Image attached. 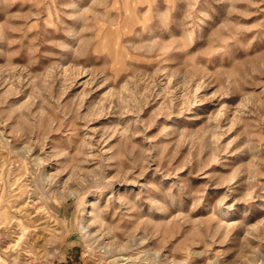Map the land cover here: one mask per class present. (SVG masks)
Here are the masks:
<instances>
[{
    "label": "rangeland",
    "instance_id": "rangeland-1",
    "mask_svg": "<svg viewBox=\"0 0 264 264\" xmlns=\"http://www.w3.org/2000/svg\"><path fill=\"white\" fill-rule=\"evenodd\" d=\"M0 264H264V0H0Z\"/></svg>",
    "mask_w": 264,
    "mask_h": 264
}]
</instances>
